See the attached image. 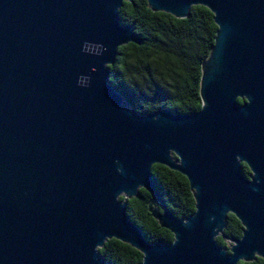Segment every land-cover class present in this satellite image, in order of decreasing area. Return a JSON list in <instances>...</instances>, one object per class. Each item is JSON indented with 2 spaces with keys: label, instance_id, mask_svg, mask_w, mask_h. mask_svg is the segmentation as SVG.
<instances>
[{
  "label": "water",
  "instance_id": "water-1",
  "mask_svg": "<svg viewBox=\"0 0 264 264\" xmlns=\"http://www.w3.org/2000/svg\"><path fill=\"white\" fill-rule=\"evenodd\" d=\"M122 2L0 0V264H106L110 239L139 264L264 260V0H145L175 19L203 7L216 30L199 111L144 116L108 84L117 48L140 44L118 23ZM152 165L185 178L190 216L160 203ZM139 189L169 244L126 215L119 198ZM227 214L242 228L228 249L214 241Z\"/></svg>",
  "mask_w": 264,
  "mask_h": 264
},
{
  "label": "trees",
  "instance_id": "trees-1",
  "mask_svg": "<svg viewBox=\"0 0 264 264\" xmlns=\"http://www.w3.org/2000/svg\"><path fill=\"white\" fill-rule=\"evenodd\" d=\"M121 26H129L140 44H126L116 50L108 84L122 97L126 107L139 116L165 109L172 114L187 115L200 109L198 96L200 68L213 44L216 27L212 15L203 7L192 6L184 19L151 12L145 0L122 2L117 10ZM238 104L242 101L237 100ZM242 174L249 176L245 165ZM150 174L160 203L175 218L185 219L193 213V199L184 177L162 166L152 165ZM125 202L129 220L141 231L147 243L169 244L172 235L159 227L147 207L152 202L142 189ZM155 204V203H154ZM156 205V204H155ZM154 206V205H152ZM157 207V206H156ZM241 226L227 214L219 247L225 240L239 239ZM106 264H139L141 255L116 240L110 239L97 249ZM264 264L255 258L249 263Z\"/></svg>",
  "mask_w": 264,
  "mask_h": 264
},
{
  "label": "rangeland",
  "instance_id": "rangeland-1",
  "mask_svg": "<svg viewBox=\"0 0 264 264\" xmlns=\"http://www.w3.org/2000/svg\"><path fill=\"white\" fill-rule=\"evenodd\" d=\"M224 242H225V248L228 249L231 243L228 240H225Z\"/></svg>",
  "mask_w": 264,
  "mask_h": 264
}]
</instances>
